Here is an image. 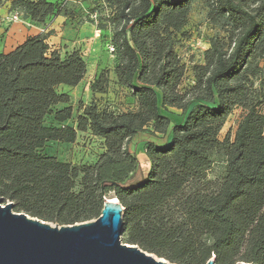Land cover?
I'll return each instance as SVG.
<instances>
[{"label": "trees", "instance_id": "obj_1", "mask_svg": "<svg viewBox=\"0 0 264 264\" xmlns=\"http://www.w3.org/2000/svg\"><path fill=\"white\" fill-rule=\"evenodd\" d=\"M5 1L36 26L67 17L51 0ZM198 1L218 34L182 89L176 44ZM100 2L87 17L109 11L96 28H110L115 81L104 69L89 91L107 97L115 84L133 105L115 112L92 103L69 125L70 97L57 90L83 81L81 55L51 50L50 33L0 54V198L61 227L96 220L111 196L123 209L124 244L170 264H264V0ZM237 109L233 141L221 142ZM169 110L184 115L181 124L162 115ZM141 133L170 140L145 143L143 168L128 148ZM79 134L101 149L92 164L44 155L48 143L72 146Z\"/></svg>", "mask_w": 264, "mask_h": 264}, {"label": "rangeland", "instance_id": "obj_2", "mask_svg": "<svg viewBox=\"0 0 264 264\" xmlns=\"http://www.w3.org/2000/svg\"><path fill=\"white\" fill-rule=\"evenodd\" d=\"M51 1L56 4L64 5L65 9L63 12L67 14V17L60 16V18L58 19L57 26L61 31L69 29L71 34H74L75 31L80 33L81 29H79V31L76 27L81 28L84 25L91 24L96 28L97 24L104 25V22L101 20L106 16V14L109 13L108 10H106L104 13L98 12V14L101 13V15H97V18L91 21L90 19H88L87 14L95 10L96 6H99V4L101 3L100 0H87L86 5L82 8L79 7L76 2H74L75 0ZM5 4V0H0V11L3 14H7V9L6 7L4 8ZM72 21L75 23L76 26L70 28L72 25L70 23ZM47 24L41 26L43 28V33H46V31L48 32L50 24ZM89 28L90 26H85V29L81 33L82 40L80 44L84 48V54H88L87 50H89L90 47L86 45H88L89 42H92V37L95 35L93 31ZM96 31L99 36V45L97 52L100 55L97 63H94L93 61H87V56L84 55V57L86 58L85 62L87 65V72L79 87L75 90H70L63 87L57 90L58 93L72 94L71 98L74 100L73 113L71 119L67 122L69 125L75 124V120L78 114H80L81 108L83 106H87L92 103L96 104L99 109L106 108L111 109L115 112L127 111L132 106L131 99L121 91L115 90L113 86L111 87L110 97H95L87 91L88 86L91 84L90 81L94 79V73H96V71L101 65L105 66V69L108 67L109 71L111 72L116 64L114 56L109 53V51L105 47L106 44L109 43V39L111 37L110 28L107 27L104 30H99L98 28H96ZM184 31L186 32V37L184 39L179 38L176 44V51L178 53V56L180 57L181 62L186 68L185 78L181 86L182 89H186L192 84L191 66L193 64L202 63L203 52L208 47V40L218 34L216 28H213L212 26L207 24L206 11L203 9L199 1L194 4L190 14L188 25ZM5 32L6 29L0 26V50H2V48H5L3 35ZM63 46V50L60 49L59 51L62 56L68 53V46ZM262 109L264 113V106ZM161 113L162 115H165L170 119L171 125L181 124L184 118V115L180 111L176 110H169L167 112L162 111ZM242 115V111L237 109L228 118L219 135V140L221 142L233 141L234 133L236 131L238 123L242 118ZM47 124H51L50 118L48 119ZM165 140L166 137H157L155 142L157 144H161L164 143ZM98 148L99 146L96 141L89 139L85 135H80L76 146L69 147L59 144L47 145L43 153L44 155L57 156L59 157L58 159L60 161H66L71 164H92L97 157L96 152H98ZM130 152L135 155L140 164V167L143 168L144 165H146V160L144 155H142L141 150L138 149L136 146L135 149L133 151L131 150ZM219 171L220 170L218 167L214 168L213 172L208 174V177L211 179L215 178L216 174L219 173ZM109 198L112 197L109 196Z\"/></svg>", "mask_w": 264, "mask_h": 264}, {"label": "water", "instance_id": "obj_3", "mask_svg": "<svg viewBox=\"0 0 264 264\" xmlns=\"http://www.w3.org/2000/svg\"><path fill=\"white\" fill-rule=\"evenodd\" d=\"M122 211L117 199L103 197L96 220L59 227L15 213L0 198V264H170L122 243Z\"/></svg>", "mask_w": 264, "mask_h": 264}, {"label": "crops", "instance_id": "obj_4", "mask_svg": "<svg viewBox=\"0 0 264 264\" xmlns=\"http://www.w3.org/2000/svg\"><path fill=\"white\" fill-rule=\"evenodd\" d=\"M74 2H76L79 5V7H81V8L86 5V1L75 0ZM5 7L7 9V14H3L0 11V26L4 27L6 29V32L3 34L4 35V45H5V46L4 45L3 46L5 48H2V50H0V54H7V53L13 51L19 45L23 44L24 41L28 37H34V36H37V35H40L43 33L42 32L43 28L41 26H36L34 24L29 23L28 21L22 20L23 22L21 21V22L12 23L10 21V19L14 13L10 10V2L9 1H6L4 8ZM59 18L60 17H56V18H53L47 22L50 24V26L48 28V32L46 31V33H44V34L50 33L49 38L47 39V44L49 45L50 49L55 50L59 53L60 49L63 50V48H64L63 45H67L68 46V49H67L68 53L73 52V51H77L84 60H86V58L84 57V55H85V56H87V61H91V62L93 61L94 63H97L100 55L97 52L98 45H99V41H98L99 36H98L97 31H96V28L91 24L90 25H84L81 28L76 27L78 30L81 29V31L79 30L80 33L75 31L74 34H71L69 29H66L64 31H61L59 29V27L57 26ZM70 24H72L70 28H73L76 26L73 21ZM47 26H48V24H47ZM85 26H90L89 29L92 30L93 33L95 34L92 37V42H89V44L86 45V46L90 47L89 50H87V53L89 55L83 53L84 48L80 44L81 40H82L81 39V36H82L81 33L85 29ZM77 33H78V35H77ZM79 48H80V50H79ZM104 69H105V66L101 65L98 68V70L96 71V73H94V79ZM106 69L109 70L108 67ZM110 76H111V79L113 81H115L113 78L114 76H113L112 72H111ZM93 80L90 82H93ZM79 85L75 88H66V87H64V88L70 89V90H72V89L75 90L79 87ZM112 86L114 87V89L118 90V88L115 84H113ZM87 91L90 93L89 86L87 88ZM67 94L70 97V104L73 107L74 100L71 98L72 94H70V93H67ZM110 96H111V94L109 93L107 95V97H110ZM95 97H102V96L97 95ZM132 105H133V103H132ZM56 108L61 109V108H63V106H57ZM80 135H84V134L78 135L77 143H78V139H79ZM86 137H89L88 134H86ZM93 141H95V140H93ZM147 141L155 142L156 139L149 137L146 134H142V133L138 134L129 144V147H128L129 151H131V150L133 151L135 149V147L137 146V148L141 150L142 155H144V146H145V143ZM166 141H168V142L170 141L169 137L166 139ZM96 142H97V140H96ZM53 144H56V143H48L47 145H53ZM59 145H61V144H59ZM76 145L77 144L69 146V147H73ZM64 146H66V145H64ZM98 152H101V149H98ZM98 152H96V153H98ZM50 156H52V155H50ZM54 157H56L57 159L59 158L57 156H54ZM144 157H145V155H144ZM145 160H146V158H145ZM144 166L148 167L147 160H146V165H144Z\"/></svg>", "mask_w": 264, "mask_h": 264}, {"label": "built area", "instance_id": "obj_5", "mask_svg": "<svg viewBox=\"0 0 264 264\" xmlns=\"http://www.w3.org/2000/svg\"><path fill=\"white\" fill-rule=\"evenodd\" d=\"M92 19H95V17H92ZM21 20H22L21 16L19 14H17V13H14L13 16L11 17V19H10V21L12 23L21 22ZM42 32H43V30H42ZM105 47L109 51V53H111V54L113 53V48L112 47H110L108 45H106Z\"/></svg>", "mask_w": 264, "mask_h": 264}]
</instances>
